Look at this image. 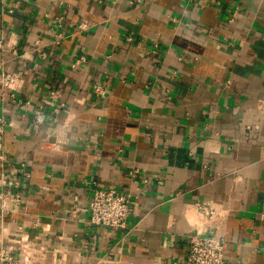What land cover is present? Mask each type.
I'll list each match as a JSON object with an SVG mask.
<instances>
[{
    "label": "crops",
    "instance_id": "1",
    "mask_svg": "<svg viewBox=\"0 0 264 264\" xmlns=\"http://www.w3.org/2000/svg\"><path fill=\"white\" fill-rule=\"evenodd\" d=\"M0 43V74L20 73L0 85L5 253L183 264L199 202L224 264H264V0H0ZM93 183L128 195L124 229L88 222Z\"/></svg>",
    "mask_w": 264,
    "mask_h": 264
},
{
    "label": "built area",
    "instance_id": "2",
    "mask_svg": "<svg viewBox=\"0 0 264 264\" xmlns=\"http://www.w3.org/2000/svg\"><path fill=\"white\" fill-rule=\"evenodd\" d=\"M142 0H135V2H141ZM61 19V18H60ZM88 24L86 21H80L77 25L78 31L87 29ZM62 37L59 33L55 35V43ZM0 46L1 43H0ZM41 41L37 39L34 42V51L42 58L46 57V52L41 49ZM13 53L16 54L15 49ZM87 61L86 56H79L73 63V67L78 64ZM20 73H2L0 74V85L3 89L10 92L13 97L14 92L19 87ZM95 93L104 95L105 90L101 85H95ZM52 98L57 101L60 99V92L56 89L50 91ZM16 100V98H14ZM19 107H22V102L17 100ZM64 106L63 101H58L54 105V111L59 112ZM45 109L43 105L36 107L33 116V123L40 125L45 121ZM8 124L5 116L0 115V166H3L5 162V156L3 153V143L5 128ZM256 127V126H254ZM251 126H246L247 130H250ZM63 137L57 138L50 143L51 149H59L65 144ZM25 176H29L25 173ZM15 201H19L20 194L15 192ZM196 211L201 215L202 222L198 225L194 232L191 233L187 240V251L184 257L183 264H224V240L220 236H216L210 233V223L214 222L218 216V212L215 207H211L205 203H196ZM3 210L0 207V216ZM132 213V202L128 195L123 193H117L114 188H99L93 183L92 195L89 201V218L88 222L96 227H106L111 230H122L126 227L127 220ZM39 253L35 250H27L21 253V257L14 258L10 254H7L0 248V264H25L30 261L32 257H38ZM93 264H119V260L109 256H103L96 259Z\"/></svg>",
    "mask_w": 264,
    "mask_h": 264
}]
</instances>
